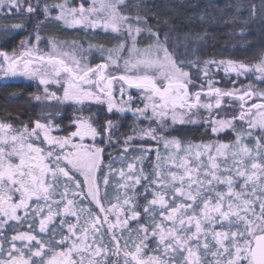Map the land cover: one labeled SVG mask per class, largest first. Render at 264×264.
Wrapping results in <instances>:
<instances>
[{"label":"snow or ice","instance_id":"obj_1","mask_svg":"<svg viewBox=\"0 0 264 264\" xmlns=\"http://www.w3.org/2000/svg\"><path fill=\"white\" fill-rule=\"evenodd\" d=\"M149 12L145 0H0V18L36 19L22 51H0V70L37 78L45 109L19 128L0 122V264H264V88L254 86L264 85V50L255 65L176 57ZM51 23L100 29L115 43L42 36ZM250 75L257 81L245 86ZM65 103L76 106L68 128L59 107L49 110ZM93 104L120 122L98 121ZM186 125L234 139L173 135Z\"/></svg>","mask_w":264,"mask_h":264},{"label":"trees","instance_id":"obj_2","mask_svg":"<svg viewBox=\"0 0 264 264\" xmlns=\"http://www.w3.org/2000/svg\"><path fill=\"white\" fill-rule=\"evenodd\" d=\"M47 2L52 4L58 0H47ZM73 2L79 4L81 0H73ZM145 3L151 9V12L148 13L149 23L153 28L159 27L162 33L168 34L167 44L176 56L183 58L187 55L185 51L190 49L184 42L188 39L196 41L197 44L193 45L196 50L192 52V55L195 53L201 60H233L253 65L259 63L258 54L264 50V9L261 8V0H145ZM250 4L256 6L254 16L249 15L248 6ZM130 14L135 15V12L132 11ZM2 15L0 13V16ZM157 20L159 21L158 25L156 24ZM35 22V17L31 20H28L27 17L0 18V49L9 53L21 51L20 43L28 38ZM17 23L26 24V28L23 31H8L7 34H4L6 28ZM242 29L245 33L243 36L240 35ZM41 35L67 41H85L94 46L103 45L105 48L111 47L115 43L112 36L106 35L103 31L69 29L55 23L44 27L41 30ZM160 45H164L163 37H161ZM145 46L143 43L140 45L142 48ZM93 50L97 51L95 47ZM97 56H101V54H97ZM216 79L221 81L219 85L221 87L230 88L232 86L223 72L216 74ZM240 80L247 86V84L257 81V75H250L248 79L241 77ZM254 86L260 88L264 85L256 82ZM119 88V83H114L113 91L117 99H119ZM130 91L136 103L142 106L138 90L131 89ZM37 95H39V90L34 82H14L0 78V119L12 124L15 128L21 127L22 122L27 124L30 119L40 115V103L34 99ZM60 112L65 117L62 120V124L65 126L67 122L69 123L68 118L71 117L70 107L62 106ZM92 113L94 118L100 122L105 118L120 122L117 121L116 116L108 114L104 106L94 105ZM122 123L125 125L124 128H121L123 132L127 131V126L131 125L133 121L129 118ZM173 135H178L182 139L194 143L216 142L217 140L229 142L234 139L232 134L222 133L219 137L208 136L204 134V128L191 125L183 126L182 131L174 132ZM109 151L112 150L109 149ZM161 155H164L163 149H161ZM155 162V154H153L151 161L146 162V165ZM132 227H136L135 223ZM128 236L129 232H125L123 239H127ZM152 247L150 245L148 254H151ZM75 258L80 259L78 256ZM84 264H87L86 257Z\"/></svg>","mask_w":264,"mask_h":264},{"label":"rangeland","instance_id":"obj_3","mask_svg":"<svg viewBox=\"0 0 264 264\" xmlns=\"http://www.w3.org/2000/svg\"><path fill=\"white\" fill-rule=\"evenodd\" d=\"M91 3H92V0H88V4H91ZM69 29H83V28H69ZM83 30H86V29H83ZM97 30L102 32V30H100V29H97ZM184 43H185V45H188V47H189L188 49H190V50L185 51V53L187 52V55L186 56H191L192 55V52L196 50V48L193 47L194 44H197L196 41H194V40L191 41V40H188L187 39ZM39 48L42 51H44L46 54L51 52L50 45H48L45 42L40 43ZM0 51H4V50L0 49ZM7 53L10 56L13 54L11 52L10 53L7 52ZM97 54H100V53L98 51H95L94 52V50L91 53L88 54V61L90 63H92L93 65H95V63H97V62H99V63L102 62V57L101 56H97ZM105 55H106V53H105ZM174 56H176V55L174 54ZM176 57H178V56H176ZM21 71H22V68L17 69V75L13 76V75H11V73L5 74V72L3 70H0V78L1 79H5V80H8V81H14V82H16V81L17 82H34L38 86L39 95H42L43 86L39 85L38 79L37 78H31V77L24 76V75H20L19 73ZM260 88H264V86H261ZM50 91H56L58 95H61L62 96V90H59V86L58 85H51L50 86ZM65 105L70 107L71 117H72L75 114V107L76 106H72V105H69L67 103L62 104V105H54V107L52 109H49V110L55 111L56 107H59V109H61L62 106H65ZM94 105L95 104L92 105V108L94 107ZM40 110H41V112H40V115H41L43 113V111L45 110L44 109V106L41 103H40ZM85 114H87V113H85ZM0 122H3V121L0 119ZM68 125H69V123L67 122V124L64 127L65 128H68ZM69 130H74V129H69ZM59 134L60 135H64L66 133L61 132ZM88 143H89V140L86 138L85 144H88ZM9 234H11V233H9ZM57 251H59V249H57ZM65 251H67V249H65ZM57 260L59 261L60 258L57 257Z\"/></svg>","mask_w":264,"mask_h":264},{"label":"flooded vegetation","instance_id":"obj_4","mask_svg":"<svg viewBox=\"0 0 264 264\" xmlns=\"http://www.w3.org/2000/svg\"><path fill=\"white\" fill-rule=\"evenodd\" d=\"M257 102H259V101H257Z\"/></svg>","mask_w":264,"mask_h":264}]
</instances>
